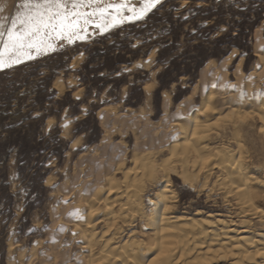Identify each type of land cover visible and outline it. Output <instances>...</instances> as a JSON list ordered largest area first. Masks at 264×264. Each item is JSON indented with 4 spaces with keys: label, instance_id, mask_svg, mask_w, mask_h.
Returning <instances> with one entry per match:
<instances>
[{
    "label": "rangeland",
    "instance_id": "obj_1",
    "mask_svg": "<svg viewBox=\"0 0 264 264\" xmlns=\"http://www.w3.org/2000/svg\"><path fill=\"white\" fill-rule=\"evenodd\" d=\"M21 4L22 0H0V18L10 22ZM143 5L144 0H129V7L136 10ZM123 15L130 17L132 13L125 8ZM99 23V18L93 19L80 32L84 39L71 43L57 39L53 50L39 55L32 51L33 58L21 57L20 63L0 68V264H83L89 252L74 225L77 220H86L89 206H78L83 202L76 197L78 188H83V196L86 188H94L99 182L100 195L104 196L108 188L104 174L110 170L118 183L114 186L122 189L128 185L122 179V170L131 167L140 174L146 167L137 187L148 212L149 198L156 197L159 185L169 175V190L174 196L167 210L171 216L186 222H228L232 228L247 225L246 235L250 237L262 233L263 222L242 216L235 196L217 184L221 179V169L215 168L219 154H211L217 158L211 160L215 167L207 173V169L198 171V163H193L199 155L190 154L185 163L177 159L179 164L167 158L176 136L173 128L182 115L177 113L180 102L196 109L211 96L213 105L214 96L220 94L219 98L225 96L221 99L231 102L228 108L243 105V109H250L264 98V0H160L142 19H124L111 27L105 25L106 30L98 27ZM89 57L93 62L86 69ZM208 61L215 65L205 73ZM239 61L240 74L235 70ZM5 62L10 63L7 59ZM222 70H226L223 79L219 73ZM215 72L218 74L211 80ZM165 95L170 99L167 111L163 106ZM242 99H246L245 104ZM228 108L220 116L226 117ZM249 120L236 126L237 136L229 134L233 129H227L230 122L226 120L209 132L206 141L216 152L231 155L247 173L264 181V136L258 132L263 122L259 117ZM162 140L167 143L158 147ZM110 149L123 154L122 161L108 154ZM150 151L155 156L148 165L152 170L157 164L155 169L159 170L153 169L151 177L148 162L145 166L140 163ZM135 153L140 156L136 164L132 159ZM189 160H193L196 171ZM117 166L120 169L116 170ZM183 172L192 183L184 180ZM250 187L258 195V208L264 211V186ZM101 201L93 204L103 209ZM112 207L114 214L107 216L116 224L108 228L102 218L104 209H97L94 216L98 218L93 217L97 233L105 231L109 235L119 228L117 242L113 241L116 245L129 237L147 244L152 231L146 221L137 214L133 221L118 219V203ZM78 209L80 219L75 217ZM148 256L146 261L152 255ZM232 260L217 257L205 264H231Z\"/></svg>",
    "mask_w": 264,
    "mask_h": 264
},
{
    "label": "bare ground",
    "instance_id": "obj_2",
    "mask_svg": "<svg viewBox=\"0 0 264 264\" xmlns=\"http://www.w3.org/2000/svg\"><path fill=\"white\" fill-rule=\"evenodd\" d=\"M226 63H228V59L225 60L221 64V68H223V66L225 67ZM263 63H264V61H263ZM214 65H215L214 61H208L204 65V69H203L204 72L205 73L208 72ZM235 66H236L235 67L236 72L238 74H240L241 73V61H239ZM226 70H222L221 72L218 71L221 75V77H220L221 79H223L225 77ZM213 74H215V76ZM217 74H218L217 72L212 73V75L214 77L212 76L211 80L215 79ZM146 89L149 90L150 88L146 87ZM211 90H213V88ZM248 92H251V91H248ZM212 94L215 95L214 93H212ZM206 95H208V94H206ZM219 95L217 94L218 97L216 95L214 96V98H216V100H215L213 105L210 104V100H212V96L210 95L211 97L207 98V100H208L207 103L202 102L203 103V105H201L202 107H199V108L197 107L196 109H194V108L192 109L189 106L184 105L185 104L184 102H180V105L178 104L179 107H178L177 113H181L183 116L182 115H181L182 117L180 116L181 119L177 120L176 127L173 128V130H174L173 132H175L176 136H175V139H172V141L174 143L171 145V151H170L171 156L167 159L168 160L175 159L176 163H178L180 161H177V159H179V160L182 159V161L184 162V160L185 159L187 160V158L190 156V154H192V156H193V154L199 155L200 158H198L197 160H194V162H193V160L192 161L189 160L190 164H191L190 166H192V169H194L195 167L193 168V166L194 165L196 166V164L198 163V166H197L198 171H200V170L203 171L204 169H207V171H205L207 173L209 171H212V169L215 167L214 164H213L214 167L211 165V160L213 158H217L215 155L214 156L212 155V157H211V154H216V155L219 154V156L217 155L219 157V159H217V160H220V161L217 162V164H215L216 165L215 168L216 169L219 168V170L221 169V172H220L221 176H219V177H221V179L219 178L218 183L217 182L216 183L220 185V188H222L225 193L232 195V196H235L236 201L235 200H233V201H235L236 204L238 205L237 208L240 210L239 212L242 213V216L244 214L251 219H259L264 224V211L259 209L257 204H256L257 203L256 200H257L258 195L254 194L250 190V188H251L250 185L256 184L258 186H264V181H260L253 174L247 173L245 170V167L242 166L241 164H239L238 160H235L233 157H230L231 155L226 154L224 151H221V150L216 152L215 149L211 146V144L208 145V142L206 141V138H208L209 132L211 130H216L217 127H219V125L222 122L224 123V121H226V120H228V122H230L228 125L229 127L227 129L228 130H229V128L233 129V131H228L229 134L231 132V134L235 133V136H237L236 135V131H237L236 126L242 125L246 120H249V119L253 120V119H255V117H259L260 120H262V122H263L261 124V126L259 127L258 132L262 136H264V98H261V97L259 99L257 98L258 99L257 102H255V105H253L252 108H250V109H243L242 108L243 105L235 107L236 109H230L231 107L228 108V106H229V104H231V102H227L226 100L221 99V98H224L225 96L224 97L221 96V98H219L220 97ZM230 96H228V98H231L230 100H232V97H230ZM226 97H227V95H226ZM163 99H164L163 100V106H164L165 111H167L168 106L170 104V99H169L168 95L167 96L165 95V97ZM250 99H251V96H250ZM245 100L246 99H242V103L245 104ZM254 101H255V99H254ZM189 102H187V103L189 104ZM251 103L254 104L253 100L251 101ZM232 107H234V106H232ZM225 108L230 109V111L228 110L230 113H227L226 117H222L220 115H222L221 113H224L222 111ZM260 114H261V116H259ZM103 117L104 116L102 115V118ZM119 120H120V118H119ZM103 122H105V121H103ZM224 124H223V126H224ZM172 126H173V123H172ZM245 129H247V128H245ZM213 134H215V133H213ZM168 136H170V135L168 134ZM168 136H166V137L168 138ZM232 139H233V137H232ZM235 139L236 138H234V141H235ZM164 140L160 141L157 146L159 147L160 145L167 143ZM236 141H238V140H236ZM239 144H240V142H239ZM134 148H136V147H134ZM222 148H223V146H222ZM226 149H227V147H226ZM110 150H112V151L110 152L108 150V152H109L108 154L112 155V157H114V158L115 157L118 158L119 162L122 161L123 156H124L123 154H120V152L119 153L116 152L114 149H110ZM136 151L137 150H135V152ZM136 153L133 154V157H132V159L134 160L133 162L135 164L139 163L138 161H140V156H138V154H136ZM142 153L145 154L144 152H142ZM149 153L150 154H145V156H144L145 159L143 161H141L140 163L143 166H145L146 163L148 162L147 163V169L149 171V176L151 177L153 175V169L155 172L158 170V168L155 169V167H157V164L155 167L153 166L154 168H152V170L149 167L148 164H149L150 160L155 156V154H152L153 153L152 151H150ZM227 153H230V152H227ZM202 154H205V155H202ZM214 160H216V159H214ZM216 161H215V163H216ZM167 162H169V161H167ZM191 162H193L194 165ZM187 163H188V161L186 162V164H184L183 169H185V165L189 164V163L188 164ZM119 164H121V163H119ZM174 164H175V162H174ZM158 165H160V164L158 163ZM169 166H171V165L169 164ZM175 166H176V164H175ZM165 167L167 168V166H165ZM145 168L146 167L142 168L143 169L142 170L143 175H144V169ZM172 168H174V167H172ZM118 169H120V166L116 167V170H118ZM132 169H133V172H132ZM134 169L135 168L131 167V168L122 170V172H123L122 179L124 178L123 179L124 182H126V183L128 182V185L125 184L124 185L125 187L122 189H120L119 186L118 187L114 186L113 183L116 181L115 180L116 178H114V176L111 175L110 170L107 171L104 174L105 175L104 179L108 185V188L106 189V193L104 196L100 195V192L102 190L101 189L102 186L100 185L99 182L95 183L94 188H90V187L86 188L87 190L93 189V191H94L93 194H89V192L86 190L85 194H87V193L89 194L87 196H85V194L84 195L82 194L83 196H80V194H81L80 191H82L81 189H83V188L82 187L78 188L79 193H76V197L79 198V200L81 199L83 201V202L81 201L82 203H79V204L77 203L78 206L79 207L81 205L82 206L83 205L89 206L87 209L88 211L85 212V219L86 220L84 222L77 220L78 223H75V225H74V229L78 230L80 237L84 240L86 248H88V252H89V254H87L88 258L83 260V264H205V261H207V260L209 261V259L217 258V257L218 258L219 257H221V258H227V257L229 258L230 257L233 259L231 264H264V231L262 233H258L257 235H255L253 237H250V236L246 235L249 232V226H247V225H245V226L243 225V227L241 226V228L240 227L239 228H232L233 224H228V222L219 223V222L214 221L215 222L214 223V222H210L207 220H200V219L199 220L194 219L190 222H186L180 217L171 216L170 214H168L167 210L169 208L168 206L170 205L171 201L174 199V196L171 193V191L169 190V188H170V184H169L170 180L168 179L169 175L167 176L166 181L161 178L162 180H164V183L162 185H159V188H158L157 193L155 195L156 197L153 199L149 198V200H150V202H149L150 206L149 207H151V209H148L149 210V212H148L144 208L143 203L141 201V198H142L141 188H140V186L137 187L139 185L140 179H142L141 177H143V176H141L142 171L140 174L139 172H134L136 170V169L135 170ZM192 169H191V171H192ZM165 170H167V169H165ZM196 170L197 169L195 168L194 171H196ZM161 171H163V170H161ZM170 171H168V172H170ZM172 173L175 174L174 172H172ZM177 173H179V172H177ZM183 173H185V172H183ZM206 173H203V174L205 175ZM145 174H148V172ZM164 174H166V173L163 171L162 175L165 176ZM157 175H158V173H157ZM182 175L184 176L183 178L186 182L192 183L191 182L192 179L190 178L191 179V181H190V179L188 177H186V173L182 174ZM192 175H194V174H192ZM144 178H146V177H144ZM154 178H156V177H153V179ZM96 179H94V180H96ZM171 179H172V177H171ZM193 179H195V177ZM217 179H218V177H217ZM129 180L138 181V183H132L131 181H130L131 182L130 183ZM159 180H160V177H159ZM103 181L104 180L102 179V182ZM144 182H145V180H144ZM144 182H143V184H144ZM151 182H152V180H151ZM193 182H194V180H193ZM116 185H118V183H116ZM143 186H142V188H143ZM148 186H150V185H148ZM253 187H255V186H253ZM220 188H219V190L223 191ZM73 190H75V189H73ZM226 197H228V195ZM229 199L231 200V198H229ZM98 201H101L104 203V205L102 204L103 209H104L102 218L105 219V221H106L105 224H108L107 228L112 227V226L114 227V225H112V223H115V222H111L113 219H111V218L109 219L107 215L114 214V213H112L111 208H113L112 206L115 202H117L119 205V207H118V209H119L118 214L119 215L118 214L117 215L120 217H118L116 215L118 217V219L121 218V219H124L125 221L127 219L132 220L135 218L134 217L135 214L140 216L141 219H144V221H146L147 226L152 231L151 235L148 237L149 241L147 242V244L143 243L141 240L138 241L137 239H134V238L130 240L131 237H129V240H125L121 244L116 245L115 242L113 243V241L115 240V236L116 235L118 236V233H119V228H116V227H115L116 229L114 228L115 230L113 233L109 231L110 233H112L111 235L109 232H108L109 235L106 234L105 231L101 232L100 234H99V232L97 233L96 228L94 226L96 222L94 221L93 217L94 218L97 217V216L96 217L94 216L95 213L97 212V209L103 210V209H101V207H100V209L95 207V206H98V205H94V204H96V202L98 203ZM78 211H79V209H78ZM81 212H82V210H81ZM80 214H81L80 211L76 212L75 217H78V219H80ZM110 215H109V217H110ZM99 218H100V216H99ZM112 218H114V217H112ZM115 219H116L115 221L117 222L118 221L117 218H115ZM109 220H111V221H109ZM255 221H257V220H255ZM105 228L103 230H106ZM253 233H254V231H253ZM101 241H102V243H101ZM97 246H101V247H99V249L97 251H93ZM150 254L152 255L151 258L150 259L148 258V260L146 261L147 256ZM82 257H83V255H82Z\"/></svg>",
    "mask_w": 264,
    "mask_h": 264
},
{
    "label": "snow or ice",
    "instance_id": "obj_3",
    "mask_svg": "<svg viewBox=\"0 0 264 264\" xmlns=\"http://www.w3.org/2000/svg\"><path fill=\"white\" fill-rule=\"evenodd\" d=\"M159 2L144 0L143 7L136 10L129 7V0L118 4L115 0H22L21 10L10 22L0 18V68L20 63L21 57L33 58L32 51L39 55L53 50L57 39L63 38L69 43L73 39H84L80 32L93 19L99 18L97 26L106 30L105 25L111 27L124 19H142ZM125 8L132 13L130 17L123 15ZM6 59L10 63H6Z\"/></svg>",
    "mask_w": 264,
    "mask_h": 264
},
{
    "label": "trees",
    "instance_id": "obj_4",
    "mask_svg": "<svg viewBox=\"0 0 264 264\" xmlns=\"http://www.w3.org/2000/svg\"><path fill=\"white\" fill-rule=\"evenodd\" d=\"M132 24H134V23H132ZM132 24H131V25H132ZM91 62H93V61H92V58H91V57H89L88 64L85 66V68H86V69L88 68V65H90V64H91ZM100 66H101V67H104V63H103V64H101Z\"/></svg>",
    "mask_w": 264,
    "mask_h": 264
}]
</instances>
